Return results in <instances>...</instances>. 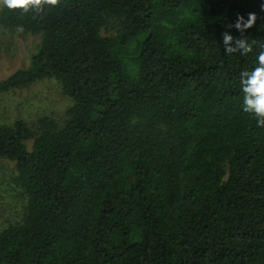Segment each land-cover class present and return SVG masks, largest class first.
<instances>
[{
    "label": "trees",
    "instance_id": "1",
    "mask_svg": "<svg viewBox=\"0 0 264 264\" xmlns=\"http://www.w3.org/2000/svg\"><path fill=\"white\" fill-rule=\"evenodd\" d=\"M261 3L0 6L4 34L40 37L0 95L50 79L73 101L60 119L0 124V162L14 163L0 183L19 204L0 264H264V128L240 90ZM253 12V51L225 55L223 33Z\"/></svg>",
    "mask_w": 264,
    "mask_h": 264
},
{
    "label": "rangeland",
    "instance_id": "2",
    "mask_svg": "<svg viewBox=\"0 0 264 264\" xmlns=\"http://www.w3.org/2000/svg\"><path fill=\"white\" fill-rule=\"evenodd\" d=\"M0 29V80L19 69L27 68L37 43L38 35L23 31L4 34ZM3 34V35H2ZM73 104L55 80H42L28 88L10 91L0 95V124H12L18 119L29 122L50 116L60 119ZM32 142L29 143V148ZM8 160L0 162V179L13 168ZM19 204L10 189L0 183V226L7 217L17 215Z\"/></svg>",
    "mask_w": 264,
    "mask_h": 264
},
{
    "label": "clouds",
    "instance_id": "3",
    "mask_svg": "<svg viewBox=\"0 0 264 264\" xmlns=\"http://www.w3.org/2000/svg\"><path fill=\"white\" fill-rule=\"evenodd\" d=\"M42 2L56 5L58 0H0V6L9 10H21V14L32 10H39ZM261 8L264 10V0ZM257 21L256 13H248L247 18L238 15L234 24L230 25L240 33L238 38H234L231 31L223 33V51L225 55L240 53L248 55L253 51V43L249 42L245 33L251 29ZM261 49L255 58L254 66L251 70L245 69L240 73V90L243 103L241 110L245 114L253 116L256 120V126L264 128V44H260Z\"/></svg>",
    "mask_w": 264,
    "mask_h": 264
}]
</instances>
